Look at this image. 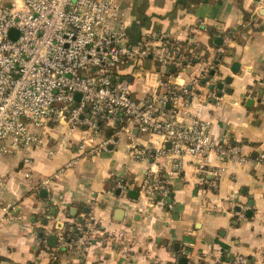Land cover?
I'll use <instances>...</instances> for the list:
<instances>
[{"label":"crops","instance_id":"1","mask_svg":"<svg viewBox=\"0 0 264 264\" xmlns=\"http://www.w3.org/2000/svg\"><path fill=\"white\" fill-rule=\"evenodd\" d=\"M118 1L126 12L128 41L153 30L187 47L193 40L198 43L197 57L170 76L192 97L179 114L187 120L196 115L208 120L214 141L238 145L246 160H222L214 150L185 155L181 169L169 179L168 207L166 200L151 202L139 191L145 163L126 150L130 139L147 143L155 135L134 128L133 137H128L122 131L106 148L91 152L79 145L81 127L70 130L59 123L40 128L44 142L31 149L29 164L11 154L0 156V261L212 264L243 253L250 264H264V159H258L264 153V0ZM224 32L230 42L219 57L214 37ZM157 65L147 57L140 73L128 76L137 95L144 92ZM205 68L207 74L214 72L200 82ZM211 82H222L223 87L210 88ZM72 158L77 161L64 166ZM220 166L218 186L211 189L202 178ZM117 181L127 186L125 192H116ZM128 189L137 190L138 196H129ZM7 202L12 204L9 214L2 208ZM239 204L243 217L236 213ZM116 208L121 209L120 217L115 216ZM87 215H93L111 238L86 245L82 256L63 251L51 259L43 244L46 238L51 246L45 228Z\"/></svg>","mask_w":264,"mask_h":264},{"label":"built area","instance_id":"2","mask_svg":"<svg viewBox=\"0 0 264 264\" xmlns=\"http://www.w3.org/2000/svg\"><path fill=\"white\" fill-rule=\"evenodd\" d=\"M125 19L118 0H0V156L11 154L29 164L31 149L44 142L39 129L51 124L81 127L79 145L91 152L106 148L122 131L133 137L136 128L156 136L147 143L130 139L126 144L127 152L145 163L139 191L151 202L166 200L171 207L169 179L181 169L185 155L214 150L222 160L245 161L246 154L236 144L214 141L208 120L198 115L187 120L179 114L192 97L170 76L197 57L198 43L182 46L171 35L153 30L128 41ZM220 36L215 48L219 57L230 42L227 32ZM147 57L158 64V71L137 95L128 76L139 74ZM101 123L113 128V134L105 135ZM258 159H264L263 152ZM76 161L69 159L64 166ZM221 169H209L203 176L211 189L218 186ZM117 187L120 192L127 188L121 181ZM2 208L9 214L12 204ZM241 208L239 204V217L244 215ZM44 233L56 235L53 246L43 239L51 259L63 251L82 256L86 245L111 238L93 215L81 221L57 220ZM212 264H250V259L238 253Z\"/></svg>","mask_w":264,"mask_h":264},{"label":"water","instance_id":"3","mask_svg":"<svg viewBox=\"0 0 264 264\" xmlns=\"http://www.w3.org/2000/svg\"><path fill=\"white\" fill-rule=\"evenodd\" d=\"M10 34H11L12 37H15V36H17V31H16L14 28H12V29L10 30ZM221 40H222V37H221L220 35H216V36L214 37V42H215L216 45H219V44L221 43ZM237 67H238V62H237V61H234L233 64H232L231 69H232L233 71H235V70H237ZM171 69H174V67H172ZM210 72L213 73L214 71L211 70ZM225 79H226V81H230L231 76H230V75H227V76L225 77ZM202 81H205V80L202 79ZM208 86H209L210 88H212V87L215 86V87L221 89V88L223 87V83H222V82H217V83H215V85H214V83L211 82ZM218 93H220V91H218ZM76 97H77V98L79 97V93H76ZM115 138H116V137H115ZM166 146H169V143H168V142L166 143ZM39 192H40V194H44V193L46 192V189H45V188H41ZM116 192L119 193V192H120V189L117 188V189H116ZM127 194H128L129 196L133 197V198H136V197L138 196V191L135 190V189H128ZM249 203H252V201H249ZM120 212H121V209H120V208H116V209H115V216H116V217H120V214H118V213H120ZM246 213H247V215H250L251 210H246ZM78 219L80 220L81 217H78ZM59 224H60V223H58V225H59ZM41 234H42V232L39 233V235H41ZM47 240H48V243H49L50 245L53 246V245L55 244V242H56V235H54V234H49V235L47 236ZM183 258H184V257H183ZM54 262L57 263V260H55ZM0 264H10V263H9L8 261H0Z\"/></svg>","mask_w":264,"mask_h":264},{"label":"trees","instance_id":"4","mask_svg":"<svg viewBox=\"0 0 264 264\" xmlns=\"http://www.w3.org/2000/svg\"><path fill=\"white\" fill-rule=\"evenodd\" d=\"M181 42V41H180ZM181 45L183 46L184 44L181 42ZM212 73H210V72H208V76H210ZM207 77V76H206ZM204 80L206 79V78H203ZM200 82H204V81H202V79H201V81ZM100 126H101V128H102V130H103V132H104V134L105 135H107V136H110V135H112L113 134V132H114V129L113 128H111V127H108V126H105V125H103L102 123L100 124Z\"/></svg>","mask_w":264,"mask_h":264}]
</instances>
